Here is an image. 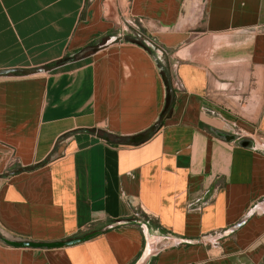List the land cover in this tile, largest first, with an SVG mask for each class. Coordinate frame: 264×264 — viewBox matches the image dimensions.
<instances>
[{"label": "crops", "instance_id": "crops-1", "mask_svg": "<svg viewBox=\"0 0 264 264\" xmlns=\"http://www.w3.org/2000/svg\"><path fill=\"white\" fill-rule=\"evenodd\" d=\"M40 68L0 77V236L116 227L0 264H264V145L214 134L264 142V0H0V71Z\"/></svg>", "mask_w": 264, "mask_h": 264}, {"label": "water", "instance_id": "water-1", "mask_svg": "<svg viewBox=\"0 0 264 264\" xmlns=\"http://www.w3.org/2000/svg\"><path fill=\"white\" fill-rule=\"evenodd\" d=\"M120 38L119 35L115 36L114 38H111L108 43H112L116 40H118ZM143 46L152 54V56L156 59V60H161L163 57V52L158 49L153 42H151L148 39H144L142 41ZM48 70L46 68H40V69H34V70H4V71H0V77H5L7 75L10 74H15V75H19V76H31V75H35V74H40V73H45ZM214 134L225 140L226 142H234L235 144H237L239 147L244 148V149H248V150H253V151H259V152H263V148L256 144L255 142H253L250 139L247 138H237L235 137V135L232 134H225V133H221L218 131H214ZM10 174H8L9 176ZM247 221V218L242 219L240 222H238L235 226H233L229 232H234L236 230H238L240 227H242ZM116 227V224L114 225H109L106 226L105 228L98 230L96 232H92L90 234H87L85 236L82 237H75V238H71L65 242H57V243H34V242H24V241H15L3 236H0V242L8 247H12V248H29V249H57V248H63V247H70L76 244H80L83 242H86L90 239H93L94 237L100 235L101 233L108 231L110 229H113Z\"/></svg>", "mask_w": 264, "mask_h": 264}, {"label": "trees", "instance_id": "trees-1", "mask_svg": "<svg viewBox=\"0 0 264 264\" xmlns=\"http://www.w3.org/2000/svg\"><path fill=\"white\" fill-rule=\"evenodd\" d=\"M126 41H131L132 43H135V44L141 46L142 48H144V46L142 45L141 41H139L138 39H128ZM94 45H95V43H91L88 47H86V50L84 51L85 53L83 55H88V54L92 53L93 50L91 49V47L94 46ZM70 59H73V58L65 57L62 60H60L59 62H56L55 64H53L52 66L58 65V64L63 63L65 61H67V60H70ZM158 69H159L160 75H161V77H162V79L164 81V85H165V88H166V97H165V104H164L163 111H162L158 121L155 122L148 130H146L144 133H142L140 135H137L135 137L124 138L123 139L124 142L125 141H127V142H135L137 140L136 143H142V142L148 140L160 128V126L163 124V121H162L163 117H165L168 114L169 110H171V108H172V99H171V96H170L169 84H168L167 79H166L167 68L161 66L160 64H158ZM87 133L96 134L100 138L108 137L107 134H105L103 132H100V131H95V130L87 131ZM117 139H119V138H117ZM119 140L122 141L121 138Z\"/></svg>", "mask_w": 264, "mask_h": 264}, {"label": "built area", "instance_id": "built-area-1", "mask_svg": "<svg viewBox=\"0 0 264 264\" xmlns=\"http://www.w3.org/2000/svg\"><path fill=\"white\" fill-rule=\"evenodd\" d=\"M239 135H242V133L239 132V133H238V136H235V137H237L238 139H239V138H242V137L239 136ZM250 140H252V141L255 142V143L258 142L257 140H259L260 142H263V140H262L261 138H259V139H257V140H256V139H251V138H250ZM260 142H258V143H260Z\"/></svg>", "mask_w": 264, "mask_h": 264}, {"label": "rangeland", "instance_id": "rangeland-1", "mask_svg": "<svg viewBox=\"0 0 264 264\" xmlns=\"http://www.w3.org/2000/svg\"><path fill=\"white\" fill-rule=\"evenodd\" d=\"M129 36H133L134 38H137V37H135L134 33H132V34L129 35ZM133 37H132V38H133ZM143 40H144V39H143ZM143 40H142V41H143ZM256 140H257V139H256ZM257 141L260 142L259 140H257ZM258 142H256V144H258V145H259V144H260V145H264V142H260V143H258Z\"/></svg>", "mask_w": 264, "mask_h": 264}]
</instances>
